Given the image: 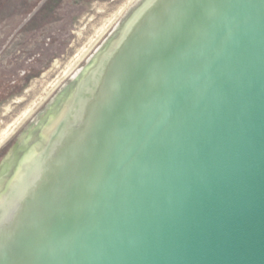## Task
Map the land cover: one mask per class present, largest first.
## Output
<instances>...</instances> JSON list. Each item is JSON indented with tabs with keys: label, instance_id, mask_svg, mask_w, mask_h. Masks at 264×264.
<instances>
[{
	"label": "water",
	"instance_id": "1",
	"mask_svg": "<svg viewBox=\"0 0 264 264\" xmlns=\"http://www.w3.org/2000/svg\"><path fill=\"white\" fill-rule=\"evenodd\" d=\"M103 46L0 203V264H264V0H139Z\"/></svg>",
	"mask_w": 264,
	"mask_h": 264
},
{
	"label": "rangeland",
	"instance_id": "2",
	"mask_svg": "<svg viewBox=\"0 0 264 264\" xmlns=\"http://www.w3.org/2000/svg\"><path fill=\"white\" fill-rule=\"evenodd\" d=\"M136 1L0 0V162Z\"/></svg>",
	"mask_w": 264,
	"mask_h": 264
},
{
	"label": "trees",
	"instance_id": "3",
	"mask_svg": "<svg viewBox=\"0 0 264 264\" xmlns=\"http://www.w3.org/2000/svg\"><path fill=\"white\" fill-rule=\"evenodd\" d=\"M80 76V75H79ZM77 76L74 81L73 84H75L77 82L78 77ZM53 115V114H52ZM51 113L49 116L45 117L46 122L48 121V119L50 118ZM45 120L42 121L38 120L36 122V124L34 125V127H31L33 123H31L29 125V127L25 130V133H23L21 135V137L19 138L22 142H21V147L17 150V151H13V149H11L9 155L6 156L5 159H3L2 164L0 166V172H11L10 173V177L9 180L6 182L5 186L3 187V189L0 191V203L3 200V197L7 194V192L9 191L11 185L13 184L15 178L17 177V175L19 174L20 170H21V161L22 159L25 157V155H27L29 153L30 147H31V142H28L27 139H25V137L27 136L26 132L32 131L37 129V126L42 125L44 123H46ZM40 127V126H39ZM26 135V136H25Z\"/></svg>",
	"mask_w": 264,
	"mask_h": 264
},
{
	"label": "flooded vegetation",
	"instance_id": "4",
	"mask_svg": "<svg viewBox=\"0 0 264 264\" xmlns=\"http://www.w3.org/2000/svg\"><path fill=\"white\" fill-rule=\"evenodd\" d=\"M116 31V30H115ZM115 33V32H114ZM114 33H110V35L107 37V38H109V37H111V35H113ZM107 40V39H106ZM106 40L95 50V52L88 58V60H87V62H86V64L84 65V66H82L81 68H79L73 75H72V77L70 78V80L67 82V83H65L59 90H58V92L51 98V100L49 101V103L47 104V106L44 108V110L40 113V115L37 117L38 118V120L40 119H42V118H44L45 119V117H47V116H49L50 115V113H51V115L53 114L52 113V110H50V104H51V102L54 100V98L56 97V96H59L58 98H59V102H61L60 103V106L58 107L59 108V110L62 108L61 106L63 105V103H64V101H69V99H70V97H71V94H72V90H73V88H74V85L75 84H73L74 83V81L76 80L75 78L77 77V76H79L83 71H84V69H86L87 67H88V63H90V62H92L93 60H94V57L95 56H97V54H99V52H100V50H102L103 49V44L106 42ZM79 79V78H78ZM78 79H77V81H78ZM65 85H69L71 88L69 89V91L68 90H66V88H64V86ZM66 91H68L67 93H66ZM67 98V99H66ZM51 111V112H50ZM54 111V110H53ZM49 112V113H48ZM24 133H25V131H24ZM26 136V135H25ZM21 140L19 139L17 142H16V144L13 146V151L15 152V151H17L21 146ZM31 147H33V146H31ZM31 147H30V149H31ZM34 148V147H33ZM30 151V150H29ZM29 154V153H28ZM31 154V153H30ZM27 155H25V157H26ZM24 157V158H25ZM24 158L22 159V161L24 160ZM22 161H21V163H22ZM6 183V182H5ZM4 184V183H3ZM3 186H5V184L3 185ZM2 190V189H1ZM0 190V191H1Z\"/></svg>",
	"mask_w": 264,
	"mask_h": 264
},
{
	"label": "bare ground",
	"instance_id": "5",
	"mask_svg": "<svg viewBox=\"0 0 264 264\" xmlns=\"http://www.w3.org/2000/svg\"><path fill=\"white\" fill-rule=\"evenodd\" d=\"M139 0H137L135 3H137ZM132 8V6L129 8V10ZM106 28V27H105ZM100 36V35H99ZM98 36V37H99ZM98 39V38H97ZM93 43V42H92ZM92 47V46H91ZM87 53V52H86ZM85 56V54H84ZM67 73V72H66ZM66 75V74H65ZM64 88H66V90L69 91V89L71 88L69 85H65ZM66 91V93L68 92ZM59 96H56L54 98V100L51 102L50 104V110H52L53 115L50 116V118L48 119V121L46 122V119L42 118V121L45 120L46 123L37 126V129L26 132L27 136L25 137V139H27L28 142H31V145L35 142V140L41 135V133L48 127V125L54 120V118L60 113V111L66 106V104L68 103V101H64L63 105L61 106L62 108L59 110V106L60 103L59 102ZM67 99V98H66ZM32 109H34V107H32ZM54 110V111H53ZM33 111V110H32ZM51 112V111H50ZM28 113V112H27ZM49 113V112H48ZM31 114V113H30ZM29 115V114H28ZM27 116V115H26ZM24 118V117H23ZM18 119V118H17ZM25 119V118H24ZM21 120V119H20ZM15 125V124H14ZM18 125V124H17ZM17 127V126H16ZM15 127V128H16ZM11 130V129H10ZM9 130V131H10ZM8 133V132H7ZM6 136L4 135L2 137V140L4 141L3 138H5ZM7 138V137H6ZM1 140V141H2ZM6 141V140H5ZM10 171L9 172H0V190L3 189V185L6 184L5 182H7L9 180L10 175ZM4 183V184H3Z\"/></svg>",
	"mask_w": 264,
	"mask_h": 264
},
{
	"label": "crops",
	"instance_id": "6",
	"mask_svg": "<svg viewBox=\"0 0 264 264\" xmlns=\"http://www.w3.org/2000/svg\"><path fill=\"white\" fill-rule=\"evenodd\" d=\"M125 15H126V14H125ZM124 17H125V16H123V18H124ZM123 18L121 19V21H119L117 27L120 25V23L122 22ZM117 27L112 31V33L115 32V30L117 29ZM39 120H40V119H39ZM37 121H38V118L36 117L35 120L32 121V123H33V124H31L32 126H31V125H30V126H31V127H34V125L36 124ZM28 127H29V126H28ZM2 161H3V160H2ZM2 161L0 162V166H1V164H2Z\"/></svg>",
	"mask_w": 264,
	"mask_h": 264
}]
</instances>
